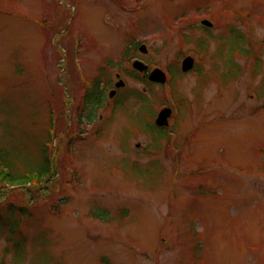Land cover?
Instances as JSON below:
<instances>
[{"label": "rangeland", "instance_id": "rangeland-1", "mask_svg": "<svg viewBox=\"0 0 264 264\" xmlns=\"http://www.w3.org/2000/svg\"><path fill=\"white\" fill-rule=\"evenodd\" d=\"M44 147L0 264H264V0H0V150L18 173Z\"/></svg>", "mask_w": 264, "mask_h": 264}, {"label": "trees", "instance_id": "trees-1", "mask_svg": "<svg viewBox=\"0 0 264 264\" xmlns=\"http://www.w3.org/2000/svg\"><path fill=\"white\" fill-rule=\"evenodd\" d=\"M100 83L101 82H99L98 80H95L92 83L90 89L85 91L82 96V107L85 109L84 112L88 111L87 115L86 113H84L83 115L88 121L93 119L95 111L100 108L104 102V91L101 89ZM153 132L155 133V136L161 138L162 136L164 137L166 129L158 128L156 126V129L155 131L153 130ZM45 147L41 151V164L36 170L26 169L25 171L18 173H15V171L12 169V164L10 163V155L8 154V152H3L0 150V189L6 190L4 192H1L0 201H3V198L8 197L9 191L13 189H17L19 187L25 188V195H30V192H35V190L39 188L42 182H46V179L51 175L52 163L48 149ZM30 202H32V199L30 200ZM8 208L9 215L7 216L6 222H9L10 219H12L11 217L14 216L16 212H18V215L21 217L26 214L25 208L21 206L16 207L13 205H9ZM2 220L3 219L0 218V224L3 223Z\"/></svg>", "mask_w": 264, "mask_h": 264}, {"label": "water", "instance_id": "water-1", "mask_svg": "<svg viewBox=\"0 0 264 264\" xmlns=\"http://www.w3.org/2000/svg\"><path fill=\"white\" fill-rule=\"evenodd\" d=\"M202 23L204 26L205 25L211 26V23L207 20L203 21ZM139 51L145 53L146 52L145 46L141 45ZM193 66H194V59H192L190 56H187V57H185V59H183V62L181 64V71L186 73V72L190 71L193 68ZM133 67L137 71L142 72V73H143V71H146L148 69V67L143 62L141 63L139 61H134ZM165 78H166L165 73L160 71L159 69H153V71L148 76V79L151 82H153V83L157 82L160 84H165ZM115 84H116L117 88H121L122 86H124V83L121 80ZM113 93H114V91H111L109 95L112 97ZM157 115L158 116L155 120V125H158L160 127H167L168 119L171 116L170 108L166 107L165 109H162L161 111H159V113Z\"/></svg>", "mask_w": 264, "mask_h": 264}]
</instances>
